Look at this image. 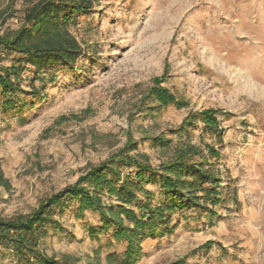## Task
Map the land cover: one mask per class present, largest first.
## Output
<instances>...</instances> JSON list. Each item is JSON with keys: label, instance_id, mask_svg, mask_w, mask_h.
Listing matches in <instances>:
<instances>
[{"label": "rangeland", "instance_id": "rangeland-1", "mask_svg": "<svg viewBox=\"0 0 264 264\" xmlns=\"http://www.w3.org/2000/svg\"><path fill=\"white\" fill-rule=\"evenodd\" d=\"M37 1L0 0V35L19 29ZM69 30L82 50L74 66L35 73L21 64L12 108L0 93V219L29 215L129 144L130 156L158 167L189 142L219 155L209 162L221 178L219 202L172 215L174 230L145 239L135 264H264V0H93ZM153 88L179 104L158 106ZM207 111L218 135H203L199 122L178 131ZM145 190L153 204L164 201L157 184ZM143 201L132 205L137 215ZM100 228L98 214L79 216L70 202L55 211L40 251L75 264H121L126 244ZM0 264H16L11 251L0 248Z\"/></svg>", "mask_w": 264, "mask_h": 264}, {"label": "trees", "instance_id": "trees-1", "mask_svg": "<svg viewBox=\"0 0 264 264\" xmlns=\"http://www.w3.org/2000/svg\"><path fill=\"white\" fill-rule=\"evenodd\" d=\"M92 4L93 0H38L24 13L19 29L0 35V59L16 56L10 66L0 67L4 109L14 106L10 96L21 91L23 65L39 73L42 69L76 64L82 50L69 27L75 16L89 13ZM32 91L38 94L34 87ZM150 95L161 107L179 104L164 89L153 88ZM197 122L203 125V135L216 136L220 132L214 113L210 111L190 115L178 131L184 132L187 126ZM152 141L160 148L169 146L162 139L153 138ZM135 149V144L127 145L112 159L86 172L73 186L43 201L29 215L0 219V248L11 251L16 264H75L77 261L67 256L58 260L49 257L39 248L55 211L75 202L79 216L86 211L98 214L100 232L108 233L114 229L113 240L126 244L121 264H135L145 239L162 237L174 230L170 227L172 215L193 208L213 207L219 202L217 189L221 178L209 163L219 155L212 147L205 146L204 155L201 148L189 142L180 143L172 156L158 167L150 165L144 155L130 156ZM125 167H134V174L123 176ZM4 184L0 171V186ZM148 184L159 186L164 201L153 204V194L145 190ZM104 195L115 198L119 204L106 205ZM139 195L144 201L137 206V215L132 205L139 201ZM91 234L96 236L94 232ZM107 260L117 261L114 255H109Z\"/></svg>", "mask_w": 264, "mask_h": 264}]
</instances>
